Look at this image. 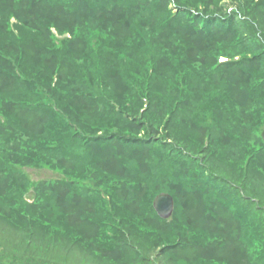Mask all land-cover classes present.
Segmentation results:
<instances>
[{
  "label": "trees",
  "instance_id": "1",
  "mask_svg": "<svg viewBox=\"0 0 264 264\" xmlns=\"http://www.w3.org/2000/svg\"><path fill=\"white\" fill-rule=\"evenodd\" d=\"M263 131L264 0H0V264H264Z\"/></svg>",
  "mask_w": 264,
  "mask_h": 264
},
{
  "label": "water",
  "instance_id": "2",
  "mask_svg": "<svg viewBox=\"0 0 264 264\" xmlns=\"http://www.w3.org/2000/svg\"><path fill=\"white\" fill-rule=\"evenodd\" d=\"M262 138L264 140V132ZM154 208L162 219L169 220L172 218L175 211L174 198L169 194H162L155 200Z\"/></svg>",
  "mask_w": 264,
  "mask_h": 264
},
{
  "label": "rangeland",
  "instance_id": "3",
  "mask_svg": "<svg viewBox=\"0 0 264 264\" xmlns=\"http://www.w3.org/2000/svg\"><path fill=\"white\" fill-rule=\"evenodd\" d=\"M32 176H33V180H36V182H38L39 180H48V179H56L57 176H55L53 173L50 172H31Z\"/></svg>",
  "mask_w": 264,
  "mask_h": 264
}]
</instances>
